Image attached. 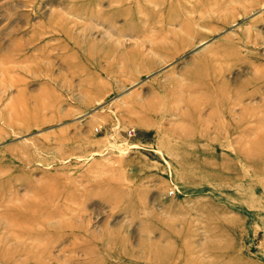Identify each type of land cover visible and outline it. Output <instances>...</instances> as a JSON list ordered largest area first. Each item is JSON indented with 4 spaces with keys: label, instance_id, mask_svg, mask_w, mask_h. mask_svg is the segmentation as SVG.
I'll return each instance as SVG.
<instances>
[{
    "label": "rangeland",
    "instance_id": "374dc122",
    "mask_svg": "<svg viewBox=\"0 0 264 264\" xmlns=\"http://www.w3.org/2000/svg\"><path fill=\"white\" fill-rule=\"evenodd\" d=\"M0 264H264V0H0Z\"/></svg>",
    "mask_w": 264,
    "mask_h": 264
}]
</instances>
